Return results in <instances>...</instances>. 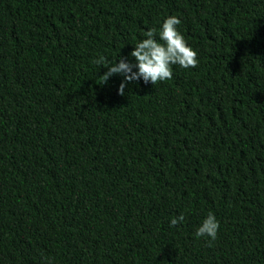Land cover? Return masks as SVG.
<instances>
[{
  "label": "trees",
  "instance_id": "obj_1",
  "mask_svg": "<svg viewBox=\"0 0 264 264\" xmlns=\"http://www.w3.org/2000/svg\"><path fill=\"white\" fill-rule=\"evenodd\" d=\"M172 15L198 67L103 84ZM0 264H264V0H0Z\"/></svg>",
  "mask_w": 264,
  "mask_h": 264
},
{
  "label": "clouds",
  "instance_id": "obj_2",
  "mask_svg": "<svg viewBox=\"0 0 264 264\" xmlns=\"http://www.w3.org/2000/svg\"><path fill=\"white\" fill-rule=\"evenodd\" d=\"M181 20L172 15L163 20L157 32L156 28L149 29L143 33L144 39L134 46L130 56L135 59V63H129L125 58H120L119 62L109 63L108 58L101 55L94 60L97 65L108 64V71L101 78L103 84L114 75L123 76L119 85L118 94L125 95V88L133 81L143 80L145 84L153 85L173 78V66L179 65L181 68L189 69L198 67V54L188 44L185 37L178 30ZM137 69L134 71L133 69ZM183 214L170 219V226H177L184 221ZM219 222L215 215L208 213L206 218L198 226L195 236L208 237L209 242L217 238Z\"/></svg>",
  "mask_w": 264,
  "mask_h": 264
}]
</instances>
